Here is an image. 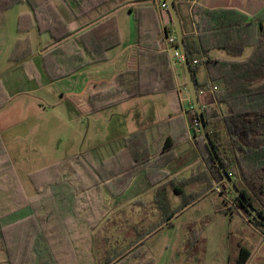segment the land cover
<instances>
[{"label": "rangeland", "instance_id": "1", "mask_svg": "<svg viewBox=\"0 0 264 264\" xmlns=\"http://www.w3.org/2000/svg\"><path fill=\"white\" fill-rule=\"evenodd\" d=\"M26 6L18 2L3 11L5 25L0 28L9 30L8 43L11 44L8 48L21 35L16 33L17 12ZM122 12L127 22V9ZM249 51L246 48L236 59L245 58ZM215 54L222 59L227 56L222 51ZM6 59L7 55L0 54V88L8 92L7 98L0 101V149L3 148L5 154L0 156V163L5 158L9 160L25 198L35 197L29 173L92 148L98 149V156L110 159L120 150L123 134L138 129L142 111L144 118L168 114L169 106H155L151 96H144L143 106H138L134 98L119 106L91 111L85 89L76 87L79 80L49 82L43 79L46 86L32 90L36 84L24 75L16 79V84L11 80L14 74L24 72L16 67L9 72L13 66L8 67ZM102 75L107 77L108 74H97ZM95 76L92 73L89 79ZM152 131L155 132V128ZM188 132L189 135L186 130L191 143L187 137L186 142L182 140L173 148L174 158L163 165L168 174L163 181L150 185L146 176L139 174L118 196L97 187L74 198L63 183L53 189L50 197L37 199L34 204L41 235L34 242L33 264H101L112 248L125 246L135 231L149 229L160 220L155 196L163 194L162 187L166 189L169 207L182 203L181 193L174 191L169 180L176 184L184 178L203 175L184 188L180 186L182 195L201 191L207 185V164L195 141V134L199 132L191 129ZM235 178L240 180L236 169L232 179ZM13 180L11 173L0 175V198L7 196L0 200V228L4 231L9 230L7 224L28 211L13 213L22 204ZM218 186L213 187L216 191L201 195L181 211L170 225L161 226L144 240L152 254V264H235L240 247L256 252L249 264H264V242L260 235L250 228L249 218L235 206L230 192L221 190L219 193ZM13 226L15 230L10 236L17 245L24 242L22 224ZM192 230L199 236L198 241L190 245ZM3 257L0 251V264H5L1 261Z\"/></svg>", "mask_w": 264, "mask_h": 264}, {"label": "trees", "instance_id": "2", "mask_svg": "<svg viewBox=\"0 0 264 264\" xmlns=\"http://www.w3.org/2000/svg\"><path fill=\"white\" fill-rule=\"evenodd\" d=\"M21 1L27 2L30 6L38 29L48 31L53 39H59L70 30L49 0H0V22L3 18V11ZM63 1L73 12L80 13L85 8L94 7L95 3H103L107 0ZM165 12L171 20L168 11ZM191 17L197 27L196 37L189 40L184 36L191 70L194 74L197 66L203 64L207 70L210 85L217 86L212 94L213 102L203 104L201 101L202 113L211 142L221 164L232 178L233 171L236 169L240 180L235 178L234 181L243 196L264 215V24H262L264 8L248 18L234 9H207L194 5L191 9ZM106 28L112 30L114 36L117 34V23L113 16L99 22L87 31L93 43L89 46L85 45L84 48L89 52L93 62L103 60L102 53L111 47V44L106 42L104 33L101 34V31ZM106 34H111V32H106ZM166 34L175 35L171 23L169 27L165 28L163 37ZM171 46L177 48L176 38ZM246 48L250 49L249 54L243 59H236L243 55ZM212 49L222 50L232 58H210L208 55ZM52 51L60 70L57 74H53L47 68L49 78L54 79L55 75L65 76L80 67L76 65L67 68L62 65V59L57 56L64 51V45L55 47ZM52 51L51 54H53ZM157 58H159L158 65L163 67L158 72L159 76L156 80L161 84L144 82L141 68L121 72L116 75L115 85L88 96L90 110L105 109L130 97L151 92L163 91L172 94L175 86L166 53H160ZM194 59H197V62L192 64ZM27 73L31 76L36 74L32 70H27ZM215 83H220V85ZM197 90L199 91L198 86ZM221 107H224V110ZM184 115L185 118L178 114L172 119L158 123L155 126V134L152 133L150 136L145 130L123 135L120 150L115 152L111 158L109 157L110 159L105 160L98 156V149L92 148L29 173V180L35 190V197L31 199L25 198L11 163L5 158L0 163L2 165L0 175L11 173L14 176L13 184H16V195L22 203L19 209L14 210L13 213L28 211L26 214L18 215V218L7 224L9 230L4 231L3 228H0V251L4 254L2 263L33 264L35 260L34 242L39 234L41 235L40 219L35 213L34 203L37 199L50 197L53 194V189L57 186L63 183L67 185L72 192V198L97 187H104L113 195L118 196L139 174H144L149 184L165 180L168 174L163 170V165L174 158L173 148L188 137L187 129L199 132L198 119L191 100ZM173 120H176V126L182 127V132L175 137L167 131ZM195 141L203 152L207 164L205 175L207 185L201 191L182 195V189L190 181L199 180L204 176L184 178L176 184H172V181L169 180L168 184L174 191L181 193L182 203L174 208L169 207L166 189L162 187L163 194L155 196L161 215L160 220L149 229L142 232L135 231L134 237L125 246L112 248L105 255L101 264L113 261L117 257L112 264H152V254L145 246V241L130 250L128 248L184 205L199 199L209 189H214L213 186L220 180L221 174L200 132L195 134ZM0 156H5L3 148L0 149ZM180 186L183 188L181 189ZM218 188L219 193H222L221 190L230 192L235 206L247 215L248 220L256 228L264 232V224L250 217V214L227 186L221 184ZM161 205H165V208ZM18 223L22 224L24 242L15 245L10 232L15 230L13 225ZM171 223L172 221L167 225ZM198 236L197 231H191L190 245L198 241ZM249 254L250 252L246 248L240 247L235 264H245Z\"/></svg>", "mask_w": 264, "mask_h": 264}, {"label": "crops", "instance_id": "3", "mask_svg": "<svg viewBox=\"0 0 264 264\" xmlns=\"http://www.w3.org/2000/svg\"><path fill=\"white\" fill-rule=\"evenodd\" d=\"M49 1L70 28L59 39H53L48 31H40L38 29L35 16L25 1L19 2L26 3L27 6L17 12L16 20V33L21 35L16 37L15 41L12 42L11 49L10 47L8 48V45L11 44L10 42L8 43L9 30H6L5 27L0 28V54L7 55L6 61L8 62V67L13 66L9 72L14 67L20 68L24 72V74H14L11 78L15 84L18 82L16 79L20 80L22 75L28 80L34 81L36 85L32 90L42 89L46 86L47 82H44L43 79L49 82L61 79H77L80 83L76 87L85 89L84 92L86 93L88 103L89 95L115 85L116 75L121 72L134 71L141 68L144 82L161 84L156 81L159 76L158 72L163 69L161 65H158L159 58L157 56L164 52L167 56V63L171 69L175 86L172 94L163 91L151 92L130 97L112 106H119L133 101L132 99L134 98L137 99L138 106H143L146 99L144 96L153 97L155 106H169L168 114L165 117L157 115L155 118H144V112L142 111L139 114L142 122L139 123L138 129L125 134L145 130L147 135L150 136L152 133L155 134L152 128H155L158 123L172 119L178 114H181L185 118V110L190 106L189 92H187L188 89L185 86L181 61L174 57L173 48L168 46L163 37L165 28L169 27L170 23L172 25L165 11L159 10L150 0H107L103 3H95L94 7L85 8L80 13H75L63 0ZM174 3L183 35L188 37L189 40L194 39L197 34V27L191 17V9L194 5L207 9H234L248 18H251L264 8V0H174ZM126 9L128 15L127 22L121 16L124 13L122 11H126ZM111 16L116 20L117 34L114 36L113 31L109 28L101 31V34L104 33V37L107 39L106 42L110 43L111 47L102 53L103 60L93 62L89 52L84 48L85 45L89 46L93 43L87 31ZM3 23V21L0 22V27L5 25ZM106 32H111V34H106ZM61 45H64V51L58 54L57 57L62 59V65L67 68H72L76 65L80 67L65 76L55 75L56 77L51 79L48 76L47 68L53 74H57L58 70H60L52 50ZM51 51L53 54L50 53ZM215 51L222 50L212 49L209 51L208 56L210 58L222 59L221 57H217ZM227 56L226 59L232 58ZM27 70H32L36 74L34 73L35 75L31 76L27 73ZM92 73H95L96 76L89 79V75H92ZM98 73L108 75H106L107 77L104 75L97 76ZM194 79L196 86L199 88L200 101L203 104L213 102L212 94L207 90L210 80L203 64L197 66ZM5 84L7 85V82ZM215 84L220 85V83ZM7 95L8 92L0 88V101H4ZM222 109L224 110V108ZM176 125V120H173L172 125L167 130L173 137L182 132V127ZM185 125L187 126V124ZM188 131L187 129V134L189 135ZM187 139L189 140L188 142L191 141L190 137ZM186 141L184 140L182 143ZM209 191H216V189L212 190L211 188L204 195ZM248 224L252 230H255V234L260 235L262 242H264V232L256 228L250 221ZM246 249L250 254L245 264H249L256 252L248 248Z\"/></svg>", "mask_w": 264, "mask_h": 264}, {"label": "water", "instance_id": "4", "mask_svg": "<svg viewBox=\"0 0 264 264\" xmlns=\"http://www.w3.org/2000/svg\"><path fill=\"white\" fill-rule=\"evenodd\" d=\"M167 3V11L169 13L172 26H173V31L177 40V48L178 51L181 55V65L182 69L184 72V78H185V86L188 89L190 100L192 103V107L197 115L198 119V127H199V132L203 138L204 143L206 144L213 160L215 161L216 166L219 169V172L221 174V178L218 182L214 184V186H218L220 184H224L229 188L231 193L241 202L242 206L246 209V211L250 214V217L254 220H257L258 222L264 224V215H262L241 193L239 190L238 186L236 185L235 181L232 179V177L227 173L225 168L220 162V159L215 151V148L211 142L209 132L206 128L205 120L203 117L202 113V105L201 101L199 98V92L197 90L196 82L194 79V74L191 70L187 54H186V49H185V42H184V35L182 32V27L180 23V19L175 7L174 0H165ZM213 186V187H214ZM197 200V199H196ZM196 200L187 203L184 205L179 211L175 212L172 214L169 218H167L166 221L163 223L159 224L156 228L148 232L145 236L140 238L135 244H133L131 247L128 248L130 250L133 248L135 245L143 242L147 237H149L152 233H154L157 229H159L161 226L167 224L170 222L173 218H175L181 211L189 207L192 203H194ZM118 258V257H117ZM117 258H115L113 261H115ZM113 261L107 262L105 264H112Z\"/></svg>", "mask_w": 264, "mask_h": 264}, {"label": "built area", "instance_id": "5", "mask_svg": "<svg viewBox=\"0 0 264 264\" xmlns=\"http://www.w3.org/2000/svg\"><path fill=\"white\" fill-rule=\"evenodd\" d=\"M153 4H155V6L159 9V10H162V11H166L167 10V3L165 2V0H150ZM175 35L173 34H170V35H165L164 36V39H165V42L168 44V46H170L171 48H173L171 46V44L173 42H175ZM173 51H174V57L176 59H178L179 61H181V55L178 51V48H173ZM197 62V59H194L192 61V64H195ZM217 89V86L215 85H208L207 87V90L209 91L210 94H213V92ZM199 92V91H198Z\"/></svg>", "mask_w": 264, "mask_h": 264}]
</instances>
